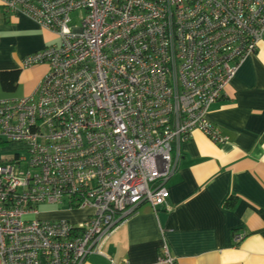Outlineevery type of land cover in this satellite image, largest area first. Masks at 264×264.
<instances>
[{"label": "built area", "instance_id": "1", "mask_svg": "<svg viewBox=\"0 0 264 264\" xmlns=\"http://www.w3.org/2000/svg\"><path fill=\"white\" fill-rule=\"evenodd\" d=\"M0 4L57 38L23 62L48 67L33 95L0 101V154L16 148L0 159V264H116L104 247L141 206L165 205L181 145L195 131L227 141L207 117L258 50L264 0ZM63 205L93 214L40 221L39 206Z\"/></svg>", "mask_w": 264, "mask_h": 264}, {"label": "crops", "instance_id": "2", "mask_svg": "<svg viewBox=\"0 0 264 264\" xmlns=\"http://www.w3.org/2000/svg\"><path fill=\"white\" fill-rule=\"evenodd\" d=\"M56 42L52 33L23 15H7L0 4V76L20 73L14 91L20 99L32 95L48 72L45 65L26 69L23 62ZM0 91L11 94L1 84ZM207 118L227 141L195 131L181 145L165 205L156 211L141 206L104 247L116 264H164V247L172 264H264V37ZM229 199L234 206L225 209ZM84 264L110 262L92 256Z\"/></svg>", "mask_w": 264, "mask_h": 264}, {"label": "rangeland", "instance_id": "3", "mask_svg": "<svg viewBox=\"0 0 264 264\" xmlns=\"http://www.w3.org/2000/svg\"><path fill=\"white\" fill-rule=\"evenodd\" d=\"M81 18L82 16L80 14L78 13L73 14L71 16V21H72L71 28L72 27L78 28L80 26ZM45 77L43 79H45ZM0 92L2 94L3 99H13V98L20 99L19 97H22L19 91H17L16 93L13 92L11 94H4L2 91ZM30 96H25L21 99H25ZM14 155H16V148L8 147L6 150L3 151V154H0V159L2 158L10 159ZM20 155L23 156L24 153H21ZM38 209L40 210V216H39L40 221H45V222L68 221L73 226L81 225L82 223L86 222L93 214L91 210H79V209L70 210L66 205L60 207L39 206Z\"/></svg>", "mask_w": 264, "mask_h": 264}, {"label": "trees", "instance_id": "4", "mask_svg": "<svg viewBox=\"0 0 264 264\" xmlns=\"http://www.w3.org/2000/svg\"><path fill=\"white\" fill-rule=\"evenodd\" d=\"M19 76V72L2 73L0 76L2 90L6 93H13L18 86ZM233 201L229 199L224 205L225 209H231L234 206Z\"/></svg>", "mask_w": 264, "mask_h": 264}]
</instances>
